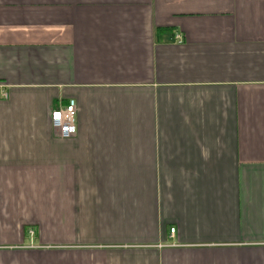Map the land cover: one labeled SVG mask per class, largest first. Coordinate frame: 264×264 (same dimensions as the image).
I'll return each instance as SVG.
<instances>
[{
  "label": "crops",
  "instance_id": "1",
  "mask_svg": "<svg viewBox=\"0 0 264 264\" xmlns=\"http://www.w3.org/2000/svg\"><path fill=\"white\" fill-rule=\"evenodd\" d=\"M0 264H264V0H0Z\"/></svg>",
  "mask_w": 264,
  "mask_h": 264
},
{
  "label": "built area",
  "instance_id": "2",
  "mask_svg": "<svg viewBox=\"0 0 264 264\" xmlns=\"http://www.w3.org/2000/svg\"><path fill=\"white\" fill-rule=\"evenodd\" d=\"M76 105L75 101L70 99L68 102L61 107H56L51 110L49 114V123L52 130L60 138H69L73 136L76 132ZM169 232L173 234L174 228H170ZM29 235H33V231H28Z\"/></svg>",
  "mask_w": 264,
  "mask_h": 264
}]
</instances>
